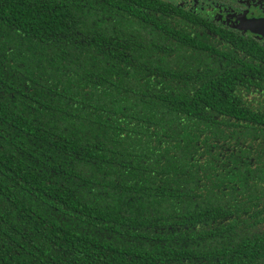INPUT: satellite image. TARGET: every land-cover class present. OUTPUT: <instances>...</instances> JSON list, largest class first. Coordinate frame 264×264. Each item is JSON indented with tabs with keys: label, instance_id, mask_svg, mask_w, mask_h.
<instances>
[{
	"label": "trees",
	"instance_id": "trees-1",
	"mask_svg": "<svg viewBox=\"0 0 264 264\" xmlns=\"http://www.w3.org/2000/svg\"><path fill=\"white\" fill-rule=\"evenodd\" d=\"M176 0H0V264H264V40Z\"/></svg>",
	"mask_w": 264,
	"mask_h": 264
},
{
	"label": "flooded vegetation",
	"instance_id": "flooded-vegetation-1",
	"mask_svg": "<svg viewBox=\"0 0 264 264\" xmlns=\"http://www.w3.org/2000/svg\"><path fill=\"white\" fill-rule=\"evenodd\" d=\"M180 4L198 13H205L213 22L234 27L243 33H252L243 26L244 17H264V0H183Z\"/></svg>",
	"mask_w": 264,
	"mask_h": 264
},
{
	"label": "water",
	"instance_id": "water-1",
	"mask_svg": "<svg viewBox=\"0 0 264 264\" xmlns=\"http://www.w3.org/2000/svg\"><path fill=\"white\" fill-rule=\"evenodd\" d=\"M242 22L245 29L250 30L264 40V17H244Z\"/></svg>",
	"mask_w": 264,
	"mask_h": 264
},
{
	"label": "rangeland",
	"instance_id": "rangeland-1",
	"mask_svg": "<svg viewBox=\"0 0 264 264\" xmlns=\"http://www.w3.org/2000/svg\"><path fill=\"white\" fill-rule=\"evenodd\" d=\"M176 1L181 2V1H183V0H176Z\"/></svg>",
	"mask_w": 264,
	"mask_h": 264
}]
</instances>
